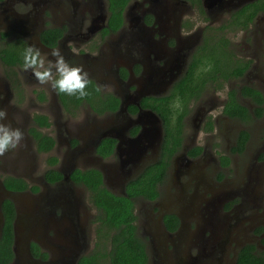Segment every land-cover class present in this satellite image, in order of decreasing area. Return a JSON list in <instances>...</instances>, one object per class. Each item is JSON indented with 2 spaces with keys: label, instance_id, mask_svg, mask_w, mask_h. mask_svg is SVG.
<instances>
[{
  "label": "flooded vegetation",
  "instance_id": "obj_1",
  "mask_svg": "<svg viewBox=\"0 0 264 264\" xmlns=\"http://www.w3.org/2000/svg\"><path fill=\"white\" fill-rule=\"evenodd\" d=\"M153 1L156 4L152 8L149 2ZM256 1L259 0H129L122 11L121 21L116 22L112 18L109 0H0V108L8 112L6 123L20 128L25 135L22 147L0 156V180L18 178L28 185L23 191L8 190L13 198L5 200L12 203L15 214L17 208H25L29 199L40 196L43 190H72L73 208H70L68 217L82 233L80 242L84 248L81 257L93 254L98 212L89 203V192L85 186L71 179L72 173L94 169L101 174L103 182L101 169L110 168L118 162L115 152L118 140L111 137L100 139L103 133L109 132L111 123L135 117L139 108L149 109L141 105L145 98L157 103V99L171 95L174 86L185 77L195 59L205 60L207 56L219 54L221 40H227L229 50L234 53L230 32H241L238 51L244 52V58L240 61L233 54L230 57L234 65L247 66L243 75L224 80L221 72L216 71L214 75L204 77L212 66H201L205 82L199 95L188 101L179 135L182 138L180 150L170 161L166 180L158 186L160 196L153 202L139 201L136 204L135 225L137 236L145 244L147 264H236L239 251L247 246L254 247V254L264 256V222L260 220L264 216V144L257 147L253 162L259 164L261 186L253 204L247 194L249 190L250 193L253 191V178L249 174L240 175L233 188L222 194L218 191L214 193L201 177L202 171L211 170L208 174L219 172L215 180H220L223 172L230 171L235 158L247 148L250 137L241 153L233 152L238 147L240 132L248 133L247 129L237 131L232 152L225 156H218L210 146H200L197 142L200 133L209 135L218 129L220 132V127L230 121L246 125L264 117V12L259 10L254 13L252 4ZM129 7L130 15L126 13ZM31 44L40 49L46 64L53 59L48 55L49 51L60 47L70 65L84 66L90 83L95 89L99 87L100 91L95 93L89 84L87 91L90 94L84 99H77L60 94L48 85H40L30 71H22L24 49ZM157 45L163 47L166 56L175 51L183 57L182 68L170 70L160 87L149 85L147 81L150 73L164 68L169 62L167 58L157 57ZM210 63L215 64L216 61ZM211 76H215V80ZM232 81H241L238 90H235V99L251 113L249 122L223 113L229 100L228 93L234 89L229 88L223 97L217 96L215 89L219 90ZM209 87L215 89L209 91ZM243 87L255 89L262 95L261 117L254 116L256 106L252 100L240 95ZM142 88L152 90L154 95L142 97L138 107L132 103V97ZM110 96L118 101L114 111L107 103ZM122 98H127V112L123 115L118 114ZM217 110L220 112L214 116ZM212 116L214 119L210 118ZM175 119L176 116H173L171 125L175 124ZM161 121L163 139L160 154L165 138ZM135 128L137 131L132 135L131 131ZM139 130V126H132L127 136L135 137ZM187 130L193 136L190 143L185 138ZM37 134L53 140L49 151L37 152L34 139ZM105 139L115 143L112 153L102 156L99 148ZM192 149H200V152L190 157L188 152ZM181 155L192 163L188 167L181 166L178 175H174L178 164L174 165L173 159ZM37 156L45 157V161L41 175L34 177L27 171L40 169V161L33 164ZM50 157L57 162L49 164L47 159ZM220 157H227L229 164L224 166ZM156 162L149 157L138 169L132 170L131 179ZM49 170L58 172L61 180L47 181L44 174ZM64 175L69 177L68 182H62ZM113 178L119 179L116 174ZM122 179L123 176H120V181ZM176 185L185 193L181 200ZM190 188L192 194L199 195L196 200L199 206L183 217L179 211L186 208ZM163 195L165 204L160 203ZM53 211L57 217L62 209L56 207ZM167 216L175 217L173 229L164 223ZM53 236L50 228L47 237ZM220 239L224 240V246L219 244L214 247L215 257L208 262L199 261L198 256L206 252L205 243H215ZM32 244L46 253L45 260L49 259L47 251L33 241L30 247Z\"/></svg>",
  "mask_w": 264,
  "mask_h": 264
},
{
  "label": "trees",
  "instance_id": "obj_2",
  "mask_svg": "<svg viewBox=\"0 0 264 264\" xmlns=\"http://www.w3.org/2000/svg\"><path fill=\"white\" fill-rule=\"evenodd\" d=\"M128 1L109 0L110 11L114 21H121L122 11ZM252 5L254 13L259 10L264 12V0L256 1ZM218 45V55L207 56L205 60L204 58H198L192 62L185 77L174 86L171 95L157 99V103H151L150 98L142 100L141 105L143 108L151 109L163 120L165 138L157 162L147 166L137 177L128 181L125 186V195H116L108 191L103 185L101 174L94 169L85 170L84 172L76 170L72 173L71 179L85 186L89 192V203L98 212L95 220V223H97L95 251L91 255L81 257L77 264H147L148 256L145 251V244L136 234V204L139 201L153 202L160 196L158 186L166 180L170 161L176 151L180 150L182 138L179 135L182 130V119L186 114L188 101L194 95H199L205 82V79L202 80L204 73L200 71L201 66H212L209 71H206L204 77L209 74L214 75L217 71L221 72L224 80L241 77L247 67L239 63L234 65L231 62L232 57L230 56L232 52L229 50L227 40H221V46L220 42ZM210 61H216V63L211 64ZM215 78V76L212 77L213 80ZM90 84L94 88L95 93H97L93 84ZM236 93L235 90L228 93L229 100L223 113L230 118H237L245 123L249 122L252 119L251 113L237 103L235 99ZM240 95L252 100L256 106L253 110L254 116L257 118L261 117L263 98L260 92L249 87H243L240 90ZM108 99L109 108L114 111L117 108L118 101L112 96ZM173 116H176L175 124L171 125L170 120ZM136 131V128L133 129L131 134L134 135ZM248 138L247 132H240L237 139L238 147L233 152L241 153ZM34 139L36 150L39 153L47 152L53 147L54 142L48 137H42L37 134ZM114 143L115 141L111 139L103 140L99 153L102 156H104V153L111 154ZM199 152L200 149H192L188 152V155L193 157ZM220 160L224 166L229 164L227 157H220ZM47 162L54 164L57 160L50 157ZM44 177L51 183L62 178L54 170L47 171ZM3 184L7 190L11 191H23L28 187L23 180L12 177L5 178ZM32 190L36 191L35 188H32ZM2 214L4 225L0 238V264H10L14 258L12 252V223L15 211L9 200L3 202ZM173 220H175L174 216H167L164 219V223L168 228L173 229V225H176ZM107 244L109 245L108 247ZM30 250L34 258H41L42 260L47 258L46 253L42 252L36 244H32ZM236 264H264V256L258 253L254 254V247L247 246L239 251Z\"/></svg>",
  "mask_w": 264,
  "mask_h": 264
},
{
  "label": "water",
  "instance_id": "obj_3",
  "mask_svg": "<svg viewBox=\"0 0 264 264\" xmlns=\"http://www.w3.org/2000/svg\"><path fill=\"white\" fill-rule=\"evenodd\" d=\"M251 1L253 0H248V2ZM149 4L153 8L156 2H149ZM171 11L169 10V12ZM126 13L128 15L131 14V7L127 8ZM156 49L158 53L157 57L167 58L169 62L164 68L155 69L150 73L147 81L149 85L156 84L160 87L163 78L165 79L170 70H180L182 68L180 63L183 62V57L175 51L166 56V52L161 45H157ZM148 95H154V92L142 88V90L132 97L134 101L132 103L139 107L140 99ZM127 98H122L125 101L121 100L118 114L123 115L127 112ZM111 125L109 132L103 133L100 139L111 137L118 140L115 151L118 155V162L110 168L101 169L103 172V182L111 193L125 195V186L133 177L132 170L138 169L149 157L152 162L158 160L163 139V125L161 119L154 111L141 108H139L135 117H127L125 120L114 121ZM132 126H139L140 130L135 137H128V130ZM191 163L184 155L175 157L173 164H178V168H175L174 175H178L181 166L188 167ZM113 174H116L119 179H114ZM120 176H123L121 181ZM68 180L69 177L64 175L62 182H68ZM71 192L72 190L65 188L43 190L41 195H38L39 197L30 198L29 205L25 208L16 209L12 223V252L14 258L10 264H77L84 245L80 242L82 233L79 230V226L76 223H72L68 217L71 212L70 208H73V196ZM11 198H13L11 192L5 188L3 182L0 180V238L4 225L2 203L5 199ZM56 207L62 209L61 215L57 217H55L53 211ZM50 228L54 233L53 238L47 237ZM220 240L215 243H205L206 252H203V256H198L199 261H211L215 257V248L219 244L222 247L224 246V240H221V242ZM32 241L50 254L48 260L42 261L34 258L30 250V243Z\"/></svg>",
  "mask_w": 264,
  "mask_h": 264
},
{
  "label": "rangeland",
  "instance_id": "obj_4",
  "mask_svg": "<svg viewBox=\"0 0 264 264\" xmlns=\"http://www.w3.org/2000/svg\"><path fill=\"white\" fill-rule=\"evenodd\" d=\"M189 17H191V15H189ZM230 36L229 39L232 43V45L234 46V53L233 56L235 57L236 60H240L242 61L244 58V52L242 51H238L240 46V39L242 37V33L241 32H230ZM239 85H241V81H232L230 84H225L224 87H222L221 89L217 90L214 87H209V91H212V89L216 90V95L217 96H224L226 91L229 88H232L234 90H238L237 87H239ZM194 105V104H193ZM191 105L192 107H195ZM219 110H217L216 112H214V116H217L219 114ZM211 119H214V117H210ZM222 123H220V125H222ZM241 128H246L248 133H249V142L247 144V148L244 152H242L241 154L238 155L237 158H235V164L234 166L230 169V171L228 173L225 174H221L220 176L223 175V177L219 180H215V177L219 174V172H214L212 175H209L208 173H211V170H204V172L202 171L203 174H201L202 177V182L205 183L206 185H209L212 188V191L215 192H219L218 194H222L223 191H228L229 189L231 190L233 188V184H236L239 180V176L243 175L244 173L247 175L249 174L250 176H252L253 178V182H252V186L253 187V191L252 193H248V198L250 199V201L254 204V202L257 200V194L258 191L260 189V185H259V179H260V175H259V164L253 163L254 162V158L256 155V150L257 147L259 145H263L264 144V117L259 120V121H252L249 122L248 124H240L237 121H230L227 124H223L220 127V132L219 129L217 131H214L213 133H210L209 135H204L203 133H200L198 136V144L200 146H210V148L212 149V151L216 152V154L218 156H225L227 154H230L232 152L231 149H233L234 147V139L236 137L237 131ZM262 135V137H261ZM193 136L191 135V133L187 130L185 132V138L187 140L188 143H190V139ZM227 153V154H226ZM35 161H40V169H28L27 172H31V174H33L34 177H39L43 171V163L45 161V157H40L37 156L34 158L33 160V164H35ZM205 173V174H204ZM219 176V177H220ZM170 178V177H169ZM217 181V182H216ZM216 182V183H215ZM176 187L178 188V196L180 197V200L183 196H185L184 191H181L182 189L179 188V186L176 185ZM191 191V188H190ZM193 191H191L189 197L187 198L185 205L186 208L184 210H180L179 213L182 214L183 217H185L187 215V213H191L192 211H196L198 209L199 204H196V200L199 198V195H194L192 194ZM250 194V197H249ZM162 204H165L164 201V195H163V199L162 202H160ZM187 210V212H186ZM259 218V215L258 217ZM261 222H264V216L260 217ZM187 219L184 220V222L187 224ZM258 221V220H257ZM248 224V223H247ZM247 224H243V225H247ZM191 228L193 229V227L191 226ZM197 233V231H196ZM195 233V234H196ZM109 245L107 244V247Z\"/></svg>",
  "mask_w": 264,
  "mask_h": 264
},
{
  "label": "clouds",
  "instance_id": "obj_5",
  "mask_svg": "<svg viewBox=\"0 0 264 264\" xmlns=\"http://www.w3.org/2000/svg\"><path fill=\"white\" fill-rule=\"evenodd\" d=\"M48 55L53 59L46 64L40 49L28 45L23 52L22 71H30L40 85H48L60 94L75 96L77 99L86 98L90 94L87 91L90 78L84 66L70 65L60 47L52 48ZM96 91H100V88L97 87ZM7 120V110L0 108V156L22 147L25 139L24 132L6 123Z\"/></svg>",
  "mask_w": 264,
  "mask_h": 264
}]
</instances>
